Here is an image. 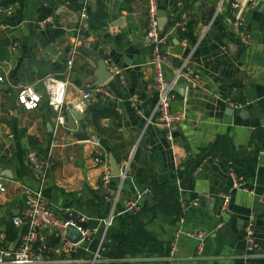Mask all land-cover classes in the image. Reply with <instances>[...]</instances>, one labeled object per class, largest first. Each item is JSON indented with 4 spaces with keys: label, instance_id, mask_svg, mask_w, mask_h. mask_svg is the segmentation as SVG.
I'll return each instance as SVG.
<instances>
[{
    "label": "crops",
    "instance_id": "obj_1",
    "mask_svg": "<svg viewBox=\"0 0 264 264\" xmlns=\"http://www.w3.org/2000/svg\"><path fill=\"white\" fill-rule=\"evenodd\" d=\"M229 1L214 13L218 0H154L163 11L158 14L164 20L161 49L169 60L164 77L184 62L199 82L186 86L177 112L182 119L167 141L163 128L147 121L156 97L143 40L145 0H2L10 9L0 12V248L11 250L20 233L10 219L23 208V187H36L25 160L35 152L50 155L53 163L41 189L51 210L65 219L69 209L78 226L91 232L70 256L79 264H264V0L244 14L248 41L231 24ZM39 7L50 10L41 26ZM83 7L87 28L68 68L65 56ZM47 44L54 45V58L44 51ZM99 59L111 76L94 86L89 71ZM50 85L63 93L65 123L58 130L46 102ZM22 87L39 95L35 108L18 102ZM97 87L107 94L97 93ZM86 91L79 111L76 104ZM132 97L141 100L137 111ZM226 97L241 107H229ZM67 104L84 115L91 141L71 137L77 123ZM93 111L102 113L96 122ZM94 140L106 163L95 159ZM110 156L118 171L130 158L123 181L119 175L110 180L111 189L118 190L115 198L99 183L106 167L110 172ZM231 176L238 189L233 190ZM178 198L196 200L197 206L180 212ZM130 201L140 207L133 216L125 212ZM248 220L256 244L251 251L242 229ZM195 231L205 233L199 257L197 241L184 235ZM172 240L175 253L168 261Z\"/></svg>",
    "mask_w": 264,
    "mask_h": 264
},
{
    "label": "built area",
    "instance_id": "obj_2",
    "mask_svg": "<svg viewBox=\"0 0 264 264\" xmlns=\"http://www.w3.org/2000/svg\"><path fill=\"white\" fill-rule=\"evenodd\" d=\"M223 1L224 0H218L214 13L219 11ZM258 1L260 0H242L240 3L236 0L229 1V8L232 11L231 24L235 29L241 30L239 36L244 41H248L249 39V34L243 28L244 14L248 8L255 6ZM65 3H67V1H65ZM9 9L10 6L4 4L2 0H0V12H8ZM156 13L157 8L154 0H145V32L143 40L150 49V58L148 62L152 70L150 88L156 97L147 121L162 127L165 131V139L170 141L171 131L182 119L179 113L170 111L171 102L175 101L177 98L173 86L176 83L185 82L186 86L195 88L199 86V82L197 75H190L185 71L184 62L180 63L174 69V73L170 78L167 79L164 77L163 70L165 66L169 65V60L161 49L164 38L160 35V30L157 26ZM44 22L45 20H40L38 21V25L41 26ZM87 22L88 13L85 11V7H83L78 12V22L75 28L73 42L68 47L65 56V63L68 68L72 65L75 47L82 38V31L87 28ZM112 70L115 74L119 72L115 67H113ZM1 81L2 77L0 76V82ZM95 91L103 95L107 94L99 87L95 88ZM45 96L47 104L55 112L53 124L55 130H58V128L63 127L65 123L62 90L50 85L46 88ZM80 97L76 107L79 111H82L85 105L84 102L89 97V92H81ZM39 98V95L29 87H22L17 92L18 102L24 109L35 108L39 102ZM224 102L231 108L241 107L239 102H235L228 97L224 99ZM130 103L136 111L139 110V106L141 105V100L139 98L132 97ZM55 145L56 141L54 139L51 140L49 147L52 148ZM92 145L95 159L100 163H106V153L101 148L99 142L94 140L92 141ZM25 160L32 173V178L36 183V187L34 189L23 187L21 191L23 208L10 219L11 225L15 229H18L20 233L11 250L0 248V264H79L81 260L73 259L70 256L75 252L76 246L79 243L86 242L90 239L91 232L78 226L77 222L73 220L69 209L64 210L65 219L58 218L43 198L41 189L53 164L50 155L47 154L45 157H40L35 152H28L25 156ZM129 161L130 158L123 161V166L119 171L121 182L125 177ZM111 178L112 176L106 167L101 173L99 183L107 193L115 198L118 194V190L115 192L111 189L109 185ZM231 178L233 180V190L238 189V187H240L238 179H234L232 176ZM3 190L4 187L0 184V192ZM222 199L223 204H226L228 200L227 195H223ZM177 203L180 212L186 209H193L197 206L196 200H185L183 198H178ZM139 210V205L134 201H130L126 205L125 212L133 216L137 214ZM78 221L79 223L82 222L81 219H78ZM178 222H182L181 217L178 218ZM105 224L108 225L109 223L106 222ZM69 225L74 226L80 234L81 239L76 244L68 241L66 237V228ZM48 233L53 243L52 247L47 245ZM179 233L180 232L176 231L174 238H176ZM184 235L197 241L195 256L199 257L205 233L202 231H195L184 233ZM243 236L247 245V250L251 251L255 249L256 244L252 238L251 220L246 222L243 228ZM174 253L175 244L174 240H172V243L169 245L166 259L171 261Z\"/></svg>",
    "mask_w": 264,
    "mask_h": 264
},
{
    "label": "water",
    "instance_id": "obj_3",
    "mask_svg": "<svg viewBox=\"0 0 264 264\" xmlns=\"http://www.w3.org/2000/svg\"><path fill=\"white\" fill-rule=\"evenodd\" d=\"M80 2L82 0H79ZM242 0H237V2H241ZM162 14L163 11L157 10L156 13V17L158 19V14ZM163 18L162 19H158V29L161 30V27L163 25ZM179 48L176 47V52L178 53ZM44 51L48 53V55L50 56V58H54L57 54V51L55 50L54 45L52 44H47L44 47ZM89 74L93 75L95 77V80L93 82L94 86H99L101 84H103L110 76H111V72L106 68L105 63L103 62L102 59H99L96 62V67L95 69H91V71H89ZM173 90L174 92L180 97L179 100H175L173 102H171L170 104V111L171 112H182L183 109V98L185 95V90H186V84L185 82H180V83H176L173 86ZM67 109L69 110V113L71 115V117L76 121L77 123V128L76 131L74 133H72L71 137L76 141V142H89L92 140L91 137L86 135V123L84 121V115L81 113H78L77 111H75V109L73 108V106L71 104H67L66 105ZM108 163H109V169H110V174L112 177H117L119 175V171H118V167L115 163V161L111 158V156L108 158ZM3 170H1L0 168V177L4 176L3 174ZM246 222L244 223L242 229L244 228ZM1 234V232H0ZM66 237L68 239V241H70L71 243H78L81 239L79 232L76 230V228L74 226H67L66 228ZM51 237L47 236V245L51 246Z\"/></svg>",
    "mask_w": 264,
    "mask_h": 264
},
{
    "label": "trees",
    "instance_id": "obj_4",
    "mask_svg": "<svg viewBox=\"0 0 264 264\" xmlns=\"http://www.w3.org/2000/svg\"><path fill=\"white\" fill-rule=\"evenodd\" d=\"M49 13H50V10L48 8L39 7L36 10L37 19L38 20L43 19L44 17L49 15ZM91 116H92L91 119L93 120V122H96L97 118L102 116V113L93 111ZM202 158H203V155H200L198 157V159L193 163V165L191 167L189 166V168H188L189 171L188 172H191L197 166V164L201 161Z\"/></svg>",
    "mask_w": 264,
    "mask_h": 264
}]
</instances>
